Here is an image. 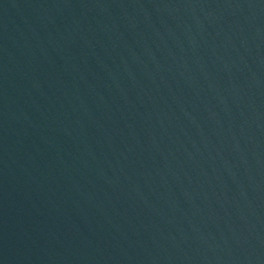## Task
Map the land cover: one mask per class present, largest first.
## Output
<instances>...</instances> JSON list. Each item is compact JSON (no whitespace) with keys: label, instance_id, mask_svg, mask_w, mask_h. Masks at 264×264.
<instances>
[{"label":"water","instance_id":"water-1","mask_svg":"<svg viewBox=\"0 0 264 264\" xmlns=\"http://www.w3.org/2000/svg\"><path fill=\"white\" fill-rule=\"evenodd\" d=\"M0 264H264V0H0Z\"/></svg>","mask_w":264,"mask_h":264}]
</instances>
